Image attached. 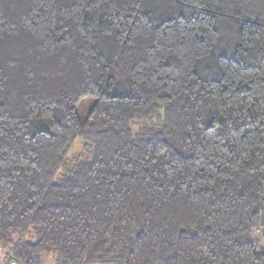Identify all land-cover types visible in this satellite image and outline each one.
Returning a JSON list of instances; mask_svg holds the SVG:
<instances>
[{"label": "trees", "instance_id": "obj_1", "mask_svg": "<svg viewBox=\"0 0 264 264\" xmlns=\"http://www.w3.org/2000/svg\"><path fill=\"white\" fill-rule=\"evenodd\" d=\"M0 250L264 264V0H0Z\"/></svg>", "mask_w": 264, "mask_h": 264}, {"label": "rangeland", "instance_id": "obj_2", "mask_svg": "<svg viewBox=\"0 0 264 264\" xmlns=\"http://www.w3.org/2000/svg\"><path fill=\"white\" fill-rule=\"evenodd\" d=\"M90 100H87L86 103H85V106H83L81 109H80V112L81 114H84L85 113V110L87 109V107H89L90 105ZM83 144L80 142L76 145V147L73 149V154L74 155H78V152L81 153L83 151ZM1 250H0V259L1 257L3 256L1 254ZM2 255V256H1ZM43 264H56V258L54 256V254H50V255H46L43 257Z\"/></svg>", "mask_w": 264, "mask_h": 264}, {"label": "built area", "instance_id": "obj_3", "mask_svg": "<svg viewBox=\"0 0 264 264\" xmlns=\"http://www.w3.org/2000/svg\"><path fill=\"white\" fill-rule=\"evenodd\" d=\"M8 264H17L15 261H12V262H10V263H8Z\"/></svg>", "mask_w": 264, "mask_h": 264}]
</instances>
